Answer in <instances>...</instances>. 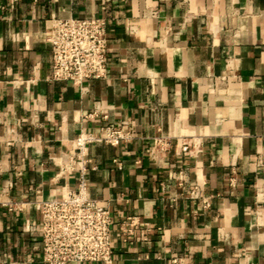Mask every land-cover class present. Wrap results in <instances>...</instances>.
I'll list each match as a JSON object with an SVG mask.
<instances>
[{"label": "crops", "instance_id": "0c3cea01", "mask_svg": "<svg viewBox=\"0 0 264 264\" xmlns=\"http://www.w3.org/2000/svg\"><path fill=\"white\" fill-rule=\"evenodd\" d=\"M91 17L106 77L51 81V21ZM105 125L132 136L84 154L110 264H264V0H0V264H46L40 203L75 188L74 140Z\"/></svg>", "mask_w": 264, "mask_h": 264}, {"label": "built area", "instance_id": "2783aa9c", "mask_svg": "<svg viewBox=\"0 0 264 264\" xmlns=\"http://www.w3.org/2000/svg\"><path fill=\"white\" fill-rule=\"evenodd\" d=\"M105 27V20L97 17L52 20L46 38L50 50V80L81 87L86 81L104 79L108 51ZM131 139L128 131L112 125L101 127L98 134L80 133L75 138V153L69 168L78 175L75 188L66 189L58 199L40 203V255L44 263H111L110 211L103 201L91 198L88 193L84 154L89 144L99 142L116 147ZM169 143L167 137H155L149 151L165 153ZM117 167L120 168L119 163ZM189 197L199 198L196 186L191 188ZM202 205L204 208L209 206L207 198L202 199ZM12 209L10 206L9 210ZM138 223L137 217H127L119 227L122 233L132 234ZM170 263L182 264L183 259L172 258Z\"/></svg>", "mask_w": 264, "mask_h": 264}]
</instances>
